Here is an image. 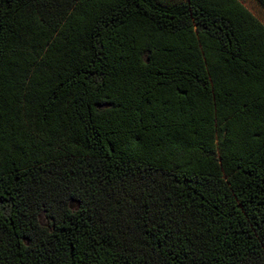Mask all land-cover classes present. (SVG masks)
Instances as JSON below:
<instances>
[{"label":"trees","instance_id":"obj_1","mask_svg":"<svg viewBox=\"0 0 264 264\" xmlns=\"http://www.w3.org/2000/svg\"><path fill=\"white\" fill-rule=\"evenodd\" d=\"M0 264H264V25L0 0Z\"/></svg>","mask_w":264,"mask_h":264},{"label":"rangeland","instance_id":"obj_2","mask_svg":"<svg viewBox=\"0 0 264 264\" xmlns=\"http://www.w3.org/2000/svg\"><path fill=\"white\" fill-rule=\"evenodd\" d=\"M262 25H264V11L258 6L256 0H238ZM69 207L74 210L75 203H70ZM38 222L42 227H48V221L41 213Z\"/></svg>","mask_w":264,"mask_h":264}]
</instances>
